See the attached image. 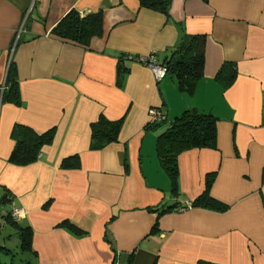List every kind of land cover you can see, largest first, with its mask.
Returning <instances> with one entry per match:
<instances>
[{"label": "crops", "instance_id": "0c3cea01", "mask_svg": "<svg viewBox=\"0 0 264 264\" xmlns=\"http://www.w3.org/2000/svg\"><path fill=\"white\" fill-rule=\"evenodd\" d=\"M71 9L102 10V35L87 47L51 33ZM168 10L138 0H0V196L11 197L0 227L11 207L21 210L16 222L33 232L28 264H264V0H171ZM184 33L205 35L192 93L174 74L156 80L142 61L122 63L117 85L121 53L162 61ZM225 62L237 71L228 89L216 81ZM10 63L19 105L7 96ZM149 107L165 115L156 129ZM187 109L216 118V147L177 155L173 195L155 144ZM100 118L121 125L116 141L92 149L90 127ZM15 124L53 131L28 165L8 162ZM73 155L78 167L62 168ZM211 172L209 191L224 211L177 208L150 230L156 214L147 207L188 205Z\"/></svg>", "mask_w": 264, "mask_h": 264}, {"label": "trees", "instance_id": "16d2710c", "mask_svg": "<svg viewBox=\"0 0 264 264\" xmlns=\"http://www.w3.org/2000/svg\"><path fill=\"white\" fill-rule=\"evenodd\" d=\"M140 7L157 11L168 17L171 0H138ZM102 10L80 15L76 9L68 11L52 28L51 33L64 40H68L84 47L89 45L92 37L102 35ZM204 34H187L184 33L179 42L172 46L170 55L163 58L162 61L156 60V54L152 53L148 56L130 55L121 53L118 56L117 64V85L120 86L127 72V68L122 64L125 61H140L143 63L149 61V56H153L154 60L167 67L168 73L174 74L180 90L186 93H192L197 81L203 76L204 68ZM140 61V62H141ZM236 65L233 62H225L219 68L216 74L218 81L224 89H228L234 82L236 77ZM8 85V98L14 104H20V96L18 90V82L16 71L13 64L10 63L6 77ZM161 122L153 123L149 127L158 128ZM121 121H108L100 118L91 124V140L90 147L99 149L116 141L117 133L120 128ZM216 118L209 113H200L195 109H187L182 112L179 117L173 118L171 123L161 131L156 138V153L160 162L161 169L169 177L171 183V193L177 195L178 191V166L177 155L183 151L193 148H215L216 147ZM52 129L44 133L38 134L31 128L15 124L11 131V137L14 139V147L8 157V162L15 165H28L37 160L40 149L52 139ZM78 156L73 155L64 158L60 164L62 168H77ZM215 173L206 174L204 178V188L202 192L182 207L199 206L216 211H224L226 205L219 203L214 199L210 191L214 181ZM11 201L8 193L0 196V206L7 205ZM175 205L168 207H147V210L156 214L153 223L152 232L158 229V219L160 215L176 210ZM180 207V206H179ZM8 223L17 227L20 246L24 251L35 253L32 248V228L30 225H19L16 220L7 216ZM63 226L74 233H81L83 230L75 227L69 222H63Z\"/></svg>", "mask_w": 264, "mask_h": 264}, {"label": "rangeland", "instance_id": "374dc122", "mask_svg": "<svg viewBox=\"0 0 264 264\" xmlns=\"http://www.w3.org/2000/svg\"><path fill=\"white\" fill-rule=\"evenodd\" d=\"M25 225L20 222V225ZM5 245L9 249V253L4 252L0 248V263L1 264H28L29 252L24 251L19 242L17 228L12 225L0 227V246Z\"/></svg>", "mask_w": 264, "mask_h": 264}, {"label": "built area", "instance_id": "2783aa9c", "mask_svg": "<svg viewBox=\"0 0 264 264\" xmlns=\"http://www.w3.org/2000/svg\"><path fill=\"white\" fill-rule=\"evenodd\" d=\"M153 58H154L153 56H149V59H148L149 61L144 62V64L149 66V68L151 69V72L153 73L156 80L163 79L168 73V71H166L167 67L165 65L158 63ZM139 60L143 61V58L141 57V59H139ZM148 116H149V119H148L149 124L162 122L165 119L164 113L159 108H155V107H149ZM0 207H2V206H0ZM182 209H184V207H178V210H182ZM20 214H21L20 209L11 207V210L9 213L11 218H13L14 220H17V218L20 216Z\"/></svg>", "mask_w": 264, "mask_h": 264}]
</instances>
